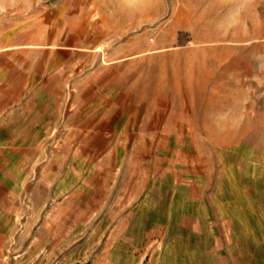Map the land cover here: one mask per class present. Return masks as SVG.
<instances>
[{"label":"crops","instance_id":"1","mask_svg":"<svg viewBox=\"0 0 264 264\" xmlns=\"http://www.w3.org/2000/svg\"><path fill=\"white\" fill-rule=\"evenodd\" d=\"M114 12L67 10L46 40L0 27V264L18 231L87 226L91 264H264L259 177L193 141L225 134L193 119L213 99Z\"/></svg>","mask_w":264,"mask_h":264},{"label":"rangeland","instance_id":"2","mask_svg":"<svg viewBox=\"0 0 264 264\" xmlns=\"http://www.w3.org/2000/svg\"><path fill=\"white\" fill-rule=\"evenodd\" d=\"M77 7L114 8L113 17H104L120 21L122 33L146 32L157 51L179 54L173 62L183 74L188 70L191 97L214 103L192 107L193 119L217 120L225 128L224 136L193 140L195 146L243 163L245 175L259 177L264 205V0H77L72 7L70 0H0V27L20 29L23 39L38 27L46 40ZM248 162L253 166L246 168ZM95 228H71L67 242L59 238L67 228L18 231L4 264H91L101 243ZM34 237L41 242L33 244Z\"/></svg>","mask_w":264,"mask_h":264}]
</instances>
